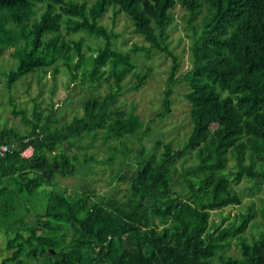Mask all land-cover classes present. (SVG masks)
I'll return each instance as SVG.
<instances>
[{"label":"trees","instance_id":"trees-1","mask_svg":"<svg viewBox=\"0 0 264 264\" xmlns=\"http://www.w3.org/2000/svg\"><path fill=\"white\" fill-rule=\"evenodd\" d=\"M179 4L191 31V66L177 75L180 62L170 46L169 27ZM111 7L115 14L126 12L148 44L120 49L115 43L119 33L102 23ZM82 31L103 39L96 53L87 55L84 38H68ZM11 48L17 66L6 73L9 88L23 76L50 68L55 79L60 65L73 82L101 86L103 79H113L117 88L87 97L82 116L61 126H52L55 109L43 123L37 105L33 121L27 119L31 131H0V143L14 150L0 159V179L10 180L0 187V215L12 251L0 264H29L40 257L52 264H264V230L246 235L258 214L254 203L227 225V218L211 220L213 210L242 203L234 184L244 177L264 185V0H0V62ZM152 51L172 63L158 117L171 111L173 84L189 85L185 95L193 127L186 140L179 148L171 141L157 140L152 149L142 144L136 167L115 176L129 184L124 197L58 187L57 174L76 173L69 153L75 138L103 128L105 140L143 130L142 141L148 134L156 117L145 125L114 103L121 83L137 66L133 54ZM150 70L138 73L132 87L140 88ZM28 144L34 153L22 157ZM133 151H124L125 160ZM192 152L196 160L178 171L177 163ZM33 198L40 202L37 211L26 206L20 215L13 212L19 199L27 204ZM261 215L264 219V205ZM234 239L239 257L227 255Z\"/></svg>","mask_w":264,"mask_h":264},{"label":"rangeland","instance_id":"rangeland-1","mask_svg":"<svg viewBox=\"0 0 264 264\" xmlns=\"http://www.w3.org/2000/svg\"><path fill=\"white\" fill-rule=\"evenodd\" d=\"M42 10L43 7H39L38 14ZM115 12L116 8L111 7L102 18V23L107 25L110 30L119 33V36L115 38V43L120 49L129 50L133 44H148L143 35L135 33L133 23L126 12L118 14ZM185 17L186 11L179 4L175 9V20L169 27L170 46L178 55L180 62L177 75L182 74L191 66V37L188 35V32L191 31L187 28ZM68 38H84L83 50L87 55H90L92 51L96 53L99 45L103 43V39L100 37L83 31L70 35ZM11 51L12 48L1 56L0 62V131L4 128H13L23 134L31 131L33 127L31 123L27 122V119L33 121V113L37 105L38 110L42 112L43 123L46 115L55 109L54 119L57 120L52 126H61L77 116H82L83 102L87 97L90 95L104 96L113 89L115 92L117 88L113 79H103L101 86H95L96 82L82 83L79 80L73 82L69 71L63 65H60V72L55 79L52 77L53 69L50 68L47 73L39 71L23 76L13 88H9L6 82V73L17 66V59L14 58ZM133 58L137 66L121 83L122 88L114 106L125 112L126 116L132 112L137 114L145 125H148L156 117V120L149 124L150 131L142 141L143 130L135 135L105 140L106 128L97 133L75 138L76 143L69 149V153L74 159L76 173L68 176L57 174L55 181L58 187H67L71 191L79 193L92 194L95 192L100 196L124 197L129 184L116 180L115 176L119 171L126 172L136 167L139 161L137 149L142 144L148 149H152L157 140L171 141L175 147L179 148L190 134L193 127L192 106L185 95L189 90V85L186 82L179 81L173 84L171 111L162 117L156 115L157 113L161 114L164 109V95L165 90L169 87L172 67L171 59L159 51L137 52L133 54ZM150 68V76L146 82L138 89L133 88L132 86L137 81V74L147 72ZM79 75L81 78L82 70ZM65 146L66 144L60 148L63 149ZM129 148L134 151L129 155V159L125 160L124 151ZM86 154L90 158L88 162L85 161ZM74 155H77L80 161L75 160ZM92 156L97 159H92ZM195 160V153L192 152L185 159L182 158L176 167L178 171H181L184 166L192 164ZM127 163L131 164V168L127 166ZM235 169L236 163L231 159L228 170L231 177H233ZM8 181L10 180L2 181L3 185ZM234 187L242 195V203L213 210L211 220L212 222H221L227 218L224 220V224L227 225L234 220L236 215H240L254 203L258 214L246 235L249 238L258 236L264 230V219L261 215V207L264 205V185L261 184L257 187L253 179L244 177L241 182L234 184ZM24 200L19 199V208H13L16 215H20L26 206H29L34 212L37 211L36 202L40 203L37 198L30 199L27 204L24 203ZM33 214L31 213L29 217H33ZM7 216L10 217L12 214L9 213ZM3 219L4 217L2 218L0 215V262L12 255V251L8 249V239L11 234L7 233ZM240 254L237 239H234L231 247L227 250V255L239 257ZM29 264H52V262L48 257H40L39 259H30Z\"/></svg>","mask_w":264,"mask_h":264},{"label":"built area","instance_id":"built-area-1","mask_svg":"<svg viewBox=\"0 0 264 264\" xmlns=\"http://www.w3.org/2000/svg\"><path fill=\"white\" fill-rule=\"evenodd\" d=\"M28 141V139H26ZM14 152L12 145L9 143H0V159L6 158L8 155ZM34 153V146L32 144H28L23 150H21L20 155L22 157H31ZM3 186L2 180L0 179V187Z\"/></svg>","mask_w":264,"mask_h":264},{"label":"crops","instance_id":"crops-1","mask_svg":"<svg viewBox=\"0 0 264 264\" xmlns=\"http://www.w3.org/2000/svg\"><path fill=\"white\" fill-rule=\"evenodd\" d=\"M5 180H6V178H3V179H2V181H5Z\"/></svg>","mask_w":264,"mask_h":264}]
</instances>
